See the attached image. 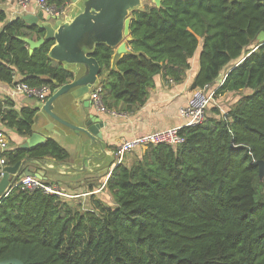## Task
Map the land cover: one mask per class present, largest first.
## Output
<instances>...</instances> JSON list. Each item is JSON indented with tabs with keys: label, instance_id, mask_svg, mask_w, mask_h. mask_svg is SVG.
<instances>
[{
	"label": "trees",
	"instance_id": "16d2710c",
	"mask_svg": "<svg viewBox=\"0 0 264 264\" xmlns=\"http://www.w3.org/2000/svg\"><path fill=\"white\" fill-rule=\"evenodd\" d=\"M46 1L60 9L70 2ZM263 29L264 0H162L134 9L129 44L140 54L124 55L113 70V46L97 43L91 52L100 75L106 74L100 91L106 109L140 108L157 74L183 82L200 47L191 89L216 83L215 97L249 92L225 112L211 103L203 123L182 129V144H151L131 164H116L106 184L110 201L94 199L85 208L40 188L14 185L0 201V261L264 264V177L256 164L264 161V43L255 49ZM46 34L22 15L8 19L0 8V81L54 91L55 82L74 79L50 56L54 39L32 52L22 39ZM220 74L222 84L216 82ZM36 113L0 98V121L21 136L33 133ZM4 155L7 165L27 157L69 158L54 138Z\"/></svg>",
	"mask_w": 264,
	"mask_h": 264
},
{
	"label": "crops",
	"instance_id": "0c3cea01",
	"mask_svg": "<svg viewBox=\"0 0 264 264\" xmlns=\"http://www.w3.org/2000/svg\"><path fill=\"white\" fill-rule=\"evenodd\" d=\"M12 0L0 3V8L7 12L8 19L12 20L19 14ZM149 2L140 3L134 8H143ZM155 3V2H154ZM151 3V4H154ZM104 0H78L70 2L64 7V14L59 18L51 16L49 22L52 27L58 28V20L69 24L76 16L85 11L99 12L106 9ZM129 9V16L132 19V11ZM40 10L39 6L32 4L23 14H36ZM45 16L47 15L44 13ZM22 15V16H23ZM40 21L39 25H44ZM114 33L110 26L95 23L93 31L87 32L79 41V50L83 54H89L94 50L97 43H108L109 37ZM130 39V36H122V40ZM112 46V45H111ZM130 46V44H129ZM115 48V46H113ZM131 47V46H130ZM200 49L191 58V67L187 71L186 78L181 83L172 80L167 81L161 74L154 76V86L149 89V96L144 105L133 112H119L116 109L105 111L98 109L92 101L91 93L101 88V82L105 75L97 76L95 82L89 89L87 98H76L78 89L83 85H76L60 97L54 103L49 105L50 109L58 118L46 114L41 117L39 113L44 111L43 103L35 98L28 97L18 92L15 88L16 83L8 84L0 81V98H11L15 103L17 110L23 107L37 108L34 119V131L43 135L44 140L54 138L60 142L69 152V158L65 162H58L52 157L41 158V165L37 162L27 161L23 171L28 169L33 173H42L43 180L46 182L56 183L64 192L70 194H79L77 198H69L72 205L81 204L83 207L87 204L89 207L94 199H104L103 194L108 196L106 187L100 192L95 190L101 188L108 180L112 170L116 166L114 152L116 148L126 139L133 138L140 134H146L157 129H165L173 126L184 124L185 118L181 116V108L187 105L194 97L197 89H191V84L199 70ZM60 61L56 58H53ZM64 65L73 71L74 79L78 80L87 77L91 72L92 64L89 63H67ZM21 76L15 77L16 82ZM67 103V109L61 107ZM90 110L91 113L98 114L99 117L107 123L102 129L103 139H99L92 134H87L79 129V126L86 125L85 115ZM77 111L82 113L81 117L76 115ZM0 128L3 129L10 142V150L20 148L21 145L29 138L21 136L15 129L7 127L0 121ZM144 151L137 149V151ZM3 168H0V173ZM95 192V193H94ZM105 200V199H104Z\"/></svg>",
	"mask_w": 264,
	"mask_h": 264
},
{
	"label": "water",
	"instance_id": "95a60500",
	"mask_svg": "<svg viewBox=\"0 0 264 264\" xmlns=\"http://www.w3.org/2000/svg\"><path fill=\"white\" fill-rule=\"evenodd\" d=\"M74 2L78 0H72ZM162 0H155L157 6L161 5ZM140 0H104V5H106V9L99 12H91L85 11L80 13L78 16L74 18L69 24H65L62 20H58V28H54L51 26L49 19L51 15L44 14V11L40 9L36 14H25L23 18L31 25H39L40 21H44L43 26L47 34L46 36L35 40L30 37H22V39L29 44L30 52L40 47L47 39H54L55 44L50 50V56L52 58H56L60 61H64L67 63H89L93 66L91 67V72L87 77L71 81L69 83L60 85L58 82L56 83V88L53 94L48 98V100L43 103L44 111L40 112L39 115L42 117H46V114L52 116L53 118H58L56 114L50 109L49 105L54 103V101L60 97L62 94L70 90V88L76 85H83L78 89V94L75 95L76 98H87L89 94V89L92 86L93 82H95L97 76L101 72L100 65L95 57L89 54H83L79 50L81 47L79 46L80 39L84 36L85 33L93 31L95 28V23L104 24L110 26L114 29V33L108 39V45L115 46L114 52L111 58V68L113 70H118V62L124 55H139V52L133 51V49L129 46L128 40H122V36H130V25H131V17L129 16V9H134ZM256 42L258 45L255 47L258 48L261 44L264 43V29L258 34L256 38ZM103 43V42H99ZM249 54L246 55L249 56ZM244 59V58H243ZM242 59V60H243ZM241 60V61H242ZM238 64V63H237ZM236 64V65H237ZM225 79V76L219 75L216 79V82L222 84ZM67 103H63L61 107L67 109ZM76 115L78 117L82 116L80 111H77ZM86 125L84 127L79 126L78 128L86 132L87 134H92L93 136L103 139L104 135L102 129L107 126V123L104 122L98 114L91 113L90 110L85 115ZM44 137L38 131H33L29 138L21 145V148H31L42 142H44ZM27 161H34L40 163L41 165L46 166V164H42L41 160L37 158L27 157L22 161L16 163L15 165H6L3 167V172L0 177V201L2 197H4L11 188L16 184L18 179L23 175H35L39 178H43L42 173H33L28 169L23 171V167ZM256 164L260 167V177H264V161L259 160L256 161ZM22 264L17 259H7L0 261V264Z\"/></svg>",
	"mask_w": 264,
	"mask_h": 264
},
{
	"label": "built area",
	"instance_id": "2783aa9c",
	"mask_svg": "<svg viewBox=\"0 0 264 264\" xmlns=\"http://www.w3.org/2000/svg\"><path fill=\"white\" fill-rule=\"evenodd\" d=\"M32 4L39 6L47 15L61 17L64 14V8L60 9L55 5H50L46 0H16L14 6L19 14H24L28 7ZM18 92L28 97H35L42 103H45L53 94V90L49 85L40 87L29 86L25 83H17L15 86ZM101 88L95 89L91 93L93 104L100 110H107L102 102L100 95ZM215 90L209 92L208 86L195 91L191 101L181 108V116L185 118V122L179 126H173L165 129H157L146 134H140L133 138L124 140L115 150L116 164L124 162L127 155L136 149H146L151 144L167 143L177 146L185 142L186 137L182 129L186 126L201 124L205 121L207 108L211 104ZM10 150V142L6 132L0 128V168L6 166V157L4 152ZM2 173V172H1ZM107 181L103 186L95 192H100L106 187ZM15 185H21L26 189H43L46 193L57 194L64 198H77L79 194H70L64 192L56 183L46 182L35 175L21 176ZM94 192V193H95Z\"/></svg>",
	"mask_w": 264,
	"mask_h": 264
},
{
	"label": "rangeland",
	"instance_id": "374dc122",
	"mask_svg": "<svg viewBox=\"0 0 264 264\" xmlns=\"http://www.w3.org/2000/svg\"><path fill=\"white\" fill-rule=\"evenodd\" d=\"M143 2H149L148 4L154 3L155 0H143ZM255 43H257L255 41ZM217 86L216 83H214L213 85H209L208 86V91L211 92L213 90H215V87ZM249 92L248 89H244L242 91H237V92H230V93H226L222 96H218L215 97L213 96V99L211 101V105H215L217 108H219L221 110V112H225L227 110H229V108L244 94ZM212 108V107H211ZM212 110L209 111V115L212 114ZM143 150H146L145 148ZM142 151L138 150H134L133 152L129 153L127 155V157L125 158L124 162H126L127 164H131L136 157L141 153ZM139 153V154H138ZM104 199H107V201H110V199L112 200V197H107V195L103 194L102 195ZM84 207H88L87 204L84 205Z\"/></svg>",
	"mask_w": 264,
	"mask_h": 264
}]
</instances>
